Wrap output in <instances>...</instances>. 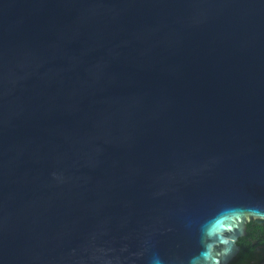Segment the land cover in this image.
Masks as SVG:
<instances>
[{
	"label": "water",
	"instance_id": "water-1",
	"mask_svg": "<svg viewBox=\"0 0 264 264\" xmlns=\"http://www.w3.org/2000/svg\"><path fill=\"white\" fill-rule=\"evenodd\" d=\"M256 219L264 0H0V264H228Z\"/></svg>",
	"mask_w": 264,
	"mask_h": 264
},
{
	"label": "trees",
	"instance_id": "trees-1",
	"mask_svg": "<svg viewBox=\"0 0 264 264\" xmlns=\"http://www.w3.org/2000/svg\"><path fill=\"white\" fill-rule=\"evenodd\" d=\"M239 253L228 264H257L264 258V220H251L246 225V235L237 240ZM262 248V254L256 257L255 250Z\"/></svg>",
	"mask_w": 264,
	"mask_h": 264
},
{
	"label": "rangeland",
	"instance_id": "rangeland-1",
	"mask_svg": "<svg viewBox=\"0 0 264 264\" xmlns=\"http://www.w3.org/2000/svg\"><path fill=\"white\" fill-rule=\"evenodd\" d=\"M260 254H262V248L261 247H257L256 250H255L256 257L259 256Z\"/></svg>",
	"mask_w": 264,
	"mask_h": 264
},
{
	"label": "clouds",
	"instance_id": "clouds-1",
	"mask_svg": "<svg viewBox=\"0 0 264 264\" xmlns=\"http://www.w3.org/2000/svg\"><path fill=\"white\" fill-rule=\"evenodd\" d=\"M213 264H216V262H215V261H213Z\"/></svg>",
	"mask_w": 264,
	"mask_h": 264
}]
</instances>
